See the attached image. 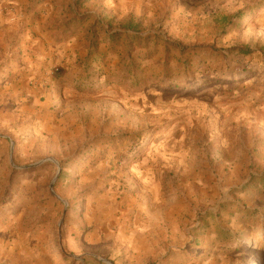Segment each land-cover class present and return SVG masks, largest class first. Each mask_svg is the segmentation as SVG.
Listing matches in <instances>:
<instances>
[{"label":"rangeland","instance_id":"374dc122","mask_svg":"<svg viewBox=\"0 0 264 264\" xmlns=\"http://www.w3.org/2000/svg\"><path fill=\"white\" fill-rule=\"evenodd\" d=\"M108 1L0 0V264H264V0Z\"/></svg>","mask_w":264,"mask_h":264},{"label":"trees","instance_id":"16d2710c","mask_svg":"<svg viewBox=\"0 0 264 264\" xmlns=\"http://www.w3.org/2000/svg\"><path fill=\"white\" fill-rule=\"evenodd\" d=\"M85 1L86 0H80V3L83 4ZM85 17L88 18V17H91V15L85 14ZM241 17H242V14L240 12L236 13L234 15V19L232 20L231 24H234V23L238 22V20ZM81 19H82L81 17L75 18V19L72 20V22H76V21H79ZM113 20H115V19L113 17H111L110 19H107L105 21V24H104L105 25V29H103V30L105 32L106 39H105L104 43L106 42V40H109V41H111L113 43L116 39L121 37V35H123V34L126 35L127 34L131 38L136 40L135 41L136 43L133 41V43L136 44L134 48H138V49L143 48L144 45L143 46L141 45L142 37L140 35L141 32L139 31V26H138L139 23L134 22L132 20V18H125L124 20H122L119 23H117L118 29L117 30L115 29V31H114V29L112 28ZM103 23L104 22H103V20L100 17L95 16L93 25L89 27V28H91L88 31V33L91 35V37H90L91 41H90V43L88 45V49H89L88 56L91 54L90 53V47L93 48V46H96L95 38L99 36V33L96 32V26H100L102 28L103 27ZM95 32L97 33L96 35L94 34ZM130 41H132V40H130ZM130 41H129V44H127L128 47H127V49L125 51V56H127V57L132 56V53H133L132 50L134 51L133 47L131 48V46H130L131 45ZM165 42H166L167 46L171 48V50L177 51V52H179L182 55L187 53L186 48L182 47L180 44H176L174 42H168L166 40H165ZM225 52L228 53V54H231L232 56L234 54H236L237 56H241V55L244 56V55L249 53L248 49L242 48V47L231 48L230 50L225 51ZM221 56H226V54L221 55ZM131 63H133V61H131ZM204 66H206V64H204ZM126 68H127V72L129 74L132 73L131 67L127 66ZM65 72L66 71H65L64 68L56 67L55 69H53L51 71L52 78L53 79H56V78L61 79L64 76ZM93 89H95V87L93 85H91V84H88L80 92H82V93H90V92L93 91Z\"/></svg>","mask_w":264,"mask_h":264},{"label":"crops","instance_id":"0c3cea01","mask_svg":"<svg viewBox=\"0 0 264 264\" xmlns=\"http://www.w3.org/2000/svg\"><path fill=\"white\" fill-rule=\"evenodd\" d=\"M81 6H82L81 7L82 12H85V14L91 15L90 19H94V17L97 15H99V17H100V13H101V18H104L106 15L110 16V14L112 16H115L116 12H117V10L115 8V7H117V5L114 3V1L109 2L108 0H86ZM126 18H128V17H126ZM129 18H132V17H129ZM141 237L142 238L144 237L143 234H141L139 236V238H141ZM144 239L145 238H143L142 240L135 241L134 243H130L129 245L125 243V244H123V246L121 245L122 246L121 248H123V247L125 248V246H128V248H127L128 251H126V252H129L131 255V259H133L135 261H144V260L148 261L151 258V249H150L151 242H150V240L147 241L146 239L145 240ZM167 240H166V243L164 245H165L166 252L168 253L170 246L168 245ZM164 245H163V243L161 244V248L159 249L158 253H162L164 251L163 250ZM118 248H120V247H118Z\"/></svg>","mask_w":264,"mask_h":264}]
</instances>
